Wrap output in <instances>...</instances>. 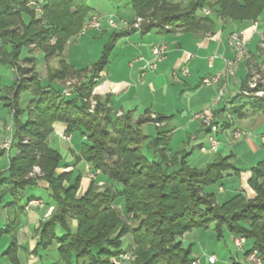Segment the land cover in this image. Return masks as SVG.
<instances>
[{"label": "trees", "instance_id": "16d2710c", "mask_svg": "<svg viewBox=\"0 0 264 264\" xmlns=\"http://www.w3.org/2000/svg\"><path fill=\"white\" fill-rule=\"evenodd\" d=\"M30 1L35 2L0 0V64L11 68L15 75L4 99L13 110L11 148L17 151L9 157L8 170L0 174V205L8 198L11 202L4 206L15 207L14 221L0 229V239L9 237L2 255L7 256L11 264H22L16 238L10 234L15 231L24 206L34 199L41 202L30 196L20 205L24 193L44 184L54 211L35 229L39 234V242L33 251L40 261L37 264H44L48 254L55 255L50 264H113L114 258L119 259L126 252L122 249V238L126 236L131 237L130 250L134 255L130 264H193L195 261L189 257V250L182 247L180 239L194 228L209 225H214L219 236L225 229L233 237L251 240L252 248L243 253V258L255 252L264 264V185L258 184L260 179L264 180V161L252 168L253 176L249 180L255 192L252 199L237 194L218 204L214 194L205 192L204 188L220 183L223 174H235L239 170L228 163L229 157L218 156L205 169L198 170L187 163L189 153H171L170 133L160 127L165 117L133 120L130 113L117 116L107 100L94 97L96 111H103V117L98 119L89 115L92 123L83 122L82 114H88L89 110L87 103L92 97L93 79L106 65L111 43L119 36L117 33H113L104 46L101 61L91 67L93 76L84 80L70 98L61 96L59 83L55 81H64L70 75L83 79L86 70L76 71L67 62L62 69L48 76L47 84L43 85L39 80H32L33 86L22 80L18 82V73L14 69L19 70L23 48L37 45L43 51L44 59H49L63 52L68 40L76 37L86 21L94 16L87 0H42L40 4L35 2L42 12L38 18L26 7ZM129 3L135 19L143 21L138 29L143 34L152 30L161 32L166 27L174 28L170 32L206 33L215 25L210 19L214 9L221 22H255L264 9V0H197L184 8L171 0H129ZM204 9L210 14L204 15ZM155 10L159 13L155 14ZM24 13L31 15L27 24L22 20ZM247 90L248 84H245L232 98L228 110L230 118H242L246 108L264 115V99ZM22 91L32 95L24 122L20 120L23 111L17 107V98ZM96 120L100 124L95 125L97 129L105 122L113 134L93 130ZM55 123L66 126L64 135L67 137L76 130L83 131L90 144H81L80 157L96 172L107 160L116 158L104 175L108 183L101 190L91 181L78 197L79 178L72 182L69 173H58L59 155L47 142ZM146 123L155 126V136L141 131V126ZM214 124L220 130L228 127L215 121ZM3 153L1 150L0 156ZM34 167L40 169L41 177H30ZM116 185H121L122 189ZM116 202H122L126 220L112 208ZM230 264L244 263L231 258Z\"/></svg>", "mask_w": 264, "mask_h": 264}, {"label": "crops", "instance_id": "0c3cea01", "mask_svg": "<svg viewBox=\"0 0 264 264\" xmlns=\"http://www.w3.org/2000/svg\"><path fill=\"white\" fill-rule=\"evenodd\" d=\"M111 1L116 3L120 0ZM90 8L94 16L102 18L101 29L99 31L89 29L85 31V34L80 33L78 35L79 42L84 39L89 40L88 38L93 39L91 36L87 38V34L93 33V30L100 34V37L104 35L105 39L102 37V40L108 42L111 37L108 29H113L106 22L108 18L113 19L117 24V30L113 29L119 33L117 37L124 39V43L116 53L118 43L116 42L111 47L110 51L112 52L109 60L95 74L91 100L95 101L94 97L107 100L112 112L115 114L130 113L133 120L144 117L150 119L165 117L166 120L161 123L160 127L163 131L170 133L169 149L171 153H189L190 155L186 159L188 164L192 156V149H203L204 146L198 141L203 133L204 137L208 134L207 128L195 118L197 114L206 109H211L215 122H218L219 125L227 124L226 130L234 128L233 131H238L234 127L235 117L231 118L232 123L229 122L228 110L231 108L232 98L240 92L243 85L249 84L252 71L264 69V24H260L264 9L255 22L249 20L218 21L213 29L206 33L152 30L143 34L139 30H130L129 28V25L135 19V14L129 2L120 11L119 7H116V9L113 7V11L102 12L95 10L93 7ZM232 36L238 37L244 43V53L238 60L231 43ZM159 45H164L167 48L164 58L156 64L154 69L142 70L144 65L152 64L155 61L152 48ZM80 46V43L76 44L78 52H80ZM99 49V46L90 45L86 59L77 61L75 58L74 64H71L70 51L66 53L64 50V55L66 62L76 71L86 70L83 79L87 80L93 76L91 65L95 63V59L99 55L102 56V50L100 52ZM10 70L13 73L11 68ZM184 70L187 71V76L182 75ZM213 78L217 79L215 83L210 85L202 83L203 79ZM12 82L13 80L10 84ZM223 114L226 116L225 119H223ZM237 120L236 128L239 127L244 132L237 139L238 142L234 143V148H243L250 155L251 153L264 152V134L257 137L250 134V132L261 133V131H264V115L254 113L246 108L244 116ZM149 127H154L156 134L157 130L152 123L142 125L141 131L143 133L147 131L145 134L149 135L147 134L150 133ZM65 130L66 126L64 124L55 123L53 125V132L57 131L66 140H70V136L64 135ZM222 131L224 130L219 129V132ZM75 139L76 136L73 135L71 141ZM191 142H195L192 148H190ZM79 146L80 142L75 144L76 148H79ZM207 147L209 148L208 142ZM72 154L74 156L73 152ZM206 154L209 153L206 152ZM231 155L236 157L235 154ZM223 176L224 178L220 184L218 183V189L215 191L219 195L224 194L225 191L222 187L223 181H230L233 173L227 172ZM208 189L206 187L204 191L206 192ZM42 194L47 195V192L43 190ZM213 194L215 196V193ZM242 195L247 199H252L255 192H244ZM37 199L42 202L40 207L18 216V225L15 229L17 235L18 232L24 229L30 230V228L33 233L38 223L43 221L49 214L51 210L49 199L45 200L41 197ZM9 202L11 200L7 198L0 205V213H5L7 222L15 219V209L4 206ZM216 203H218L217 200ZM8 238V236L2 238L4 241L2 244ZM31 243L30 239L24 242L22 248L26 254H30L34 249L37 238L34 237L33 247ZM46 257L44 264H50L55 259L53 254H48ZM37 263H40V261L35 262V264Z\"/></svg>", "mask_w": 264, "mask_h": 264}, {"label": "rangeland", "instance_id": "374dc122", "mask_svg": "<svg viewBox=\"0 0 264 264\" xmlns=\"http://www.w3.org/2000/svg\"><path fill=\"white\" fill-rule=\"evenodd\" d=\"M197 1V0H171L172 3H179L183 8L187 7L191 2ZM35 2H38L39 4L42 2V0H35ZM34 1H30L26 7H29L34 13L36 17H41L42 12L41 8L39 5H37ZM129 0H120L116 3H113L111 0H87V4L90 7H93L95 10H99L100 12L102 11H113L116 9V7H119V11L122 10L123 6L128 3ZM111 3H113L111 5ZM110 6V9H109ZM207 10V9H206ZM209 11V10H208ZM201 9L198 11V14H200ZM214 12L215 9H214ZM210 14V19L217 23L218 20L214 14ZM155 14L159 13L158 10L154 11ZM94 17V16H93ZM91 17V18H93ZM99 17V16H96ZM90 18V19H91ZM101 18V17H100ZM31 19V15L24 13L22 14V20L25 24H27ZM89 19V20H90ZM137 19V18H136ZM136 19L135 21L132 22L129 25L130 30H137L134 28V24L137 23ZM87 20L85 24L89 21ZM152 21V20H151ZM107 22V21H106ZM143 22V21H142ZM140 22V25L142 24ZM154 22V21H153ZM84 24V25H85ZM260 24H264V13L261 16ZM81 31L78 33V35L82 32L83 27ZM139 25V28H140ZM117 27V25H116ZM40 28H33L31 32L38 30ZM118 28V27H117ZM116 28V30H117ZM138 28V29H139ZM101 29V28H100ZM171 27H166L165 30L163 31H170ZM109 30V36L113 35L115 30L113 29H108ZM94 32H90L87 34L89 40H82L79 42V36L77 35L73 39H69L67 42V45L65 47L66 53L69 52L70 54V60L71 64H74V59L77 61H84L86 59V55L88 54V48L90 45L94 44L95 46L100 47V52L101 50L103 51V47L108 44L106 40H102V37L105 39L104 35L100 37V34H98L95 30ZM85 34L86 32H82ZM95 33V34H94ZM117 33V32H115ZM119 34V33H117ZM100 37V38H99ZM71 40H73L71 43H69ZM118 43L117 48L115 50V53L119 50V47L124 43V39L121 37H116L114 38V41L111 43L113 46L115 43ZM53 43V42H52ZM80 43V52L76 49V44ZM72 48V50H70ZM112 51H109V54L107 56V61L110 58ZM81 55H80V54ZM114 53V54H115ZM92 55V54H91ZM95 54L93 55L94 58ZM101 55H99L95 60V63L91 65H96L99 63L101 60ZM100 57V58H99ZM21 61H19L18 68L14 69L16 73H18V82L22 80L24 84H31L32 86L34 83L33 82H38L41 81L42 84H47V78L48 76L52 73H54L58 69H62L63 65L66 63L64 51L63 52H58L56 53L53 57L49 59H44L43 56V51L41 48L37 45H31L28 48H23L21 51ZM87 66V65H84ZM182 73V71H181ZM182 75H186L182 73ZM13 73L10 70L9 67L4 66L0 64V151L2 150L4 153L0 156V174L5 173L8 170V165H9V157L14 156L16 154V149L11 148L13 137H12V132L7 131L8 127H11L13 131V110L7 106L6 104L9 102L5 100L4 98L7 97L6 94V89L10 87V82L13 80ZM94 80V79H93ZM84 81L82 77H77L70 75L68 76L64 81H55L58 84V88L60 89V94L63 98H70L74 93L77 92V89L81 86V83ZM54 87H57L56 85H53ZM64 91L70 92V95L68 97L64 96ZM248 93L251 95L264 99V69L263 70H255L252 71V77L250 78L249 84H248ZM9 98L11 99V94L9 95ZM32 98V95L28 91H22L17 98V107L18 109L23 111L22 116L20 117V120L23 122L26 120V109L29 100ZM11 101V100H10ZM88 114H82L83 122H90L92 123L93 119L89 115H94L95 117H98V119L103 117V111H96L97 110V103L91 99L88 100ZM114 113V112H113ZM226 116L223 114V119H225ZM235 129H237L241 134L243 129H240L239 127L236 128V123H237V117H235ZM88 120V121H87ZM200 121V120H199ZM233 121V120H232ZM201 122V121H200ZM102 126L97 129L95 125H100L99 120H96L94 122V126L92 127L93 130L96 131V129L101 132V131H107L109 134H113V130L110 129V127L105 126V122H102ZM104 126V127H103ZM91 129V130H92ZM149 134L151 137L155 136V129L154 127H149ZM234 128L229 129V130H224L222 132H219L218 134H215V140L218 142V155L217 153L210 152V146L209 148L207 147V142L209 145V134L204 137V133L202 134V137L199 139L198 142H200L204 147L203 149H192V156L191 159L189 160V165L198 170L205 169L208 164L213 162L215 159L219 157L222 158H228V163L232 166H234L236 169L239 171L235 174H233L232 178L230 181H223L222 187L225 189L224 194H217L215 191L218 189L219 184H213L210 185L208 188L207 193H215V199L217 200L218 204H222L229 200L230 198L234 197L237 195V193H244V192H250L254 191L252 186L249 184V180L252 178V168H254L259 162L264 161L263 160V155L264 152L260 153H254L251 155L248 154L247 150L245 149H239V148H234V143L238 142L236 138L233 137V131ZM242 130V131H241ZM147 132V131H146ZM145 132V133H146ZM252 136H259L260 134H264V131L260 132H255L251 133ZM73 135L76 136V139L74 141L72 140ZM10 136V137H9ZM9 140L11 142L9 150L6 151L2 149V145ZM48 145L49 147L56 151L59 155V168H58V173H69L71 181L74 182L76 179L79 178V183H80V188L78 191V197L82 195L85 190L88 188L90 185L91 181H94L96 188L98 190H101L105 184L108 183V179L104 176L107 174L109 171L113 161H115L116 158H113L112 160H107L104 164L103 167H101L97 172L93 170L81 157V149L80 146L81 144L83 145H89L90 142L87 139L86 136L83 135V131L81 129L76 130L70 135V140L67 141L65 137H63L61 134H59L57 131L53 132L48 140ZM80 142L79 148L75 147V144ZM175 144V143H174ZM173 144V145H174ZM195 142L190 143V148L193 147ZM263 149V148H261ZM235 151V153H233ZM74 153V156L72 154ZM209 153V154H206ZM235 154L236 157H233ZM208 160V161H207ZM253 160V161H252ZM207 162V163H206ZM38 167H34L32 170V174L30 177L32 178H39L41 177V172ZM233 173V172H232ZM241 175V177H240ZM240 177V178H238ZM258 184H264V180L260 179L258 181ZM63 186H65V183H63ZM45 185L42 184V187H36V188H31L28 189L24 193V197L20 200V205H23L25 203V200L27 197H35V198H43L45 200H48V196L42 194L44 190ZM116 188L119 190L122 189L121 185H116ZM244 191V192H243ZM217 197V198H216ZM219 198V199H218ZM37 202V200H30L29 202ZM28 202V203H29ZM28 203L24 206V211L23 213H29L33 209L40 207L42 204H38L36 206H32L28 210H26V207ZM13 209H15L14 206ZM29 207V206H28ZM113 209H115L117 212H119L121 218L124 220L125 219V212H124V206L122 202H116L113 206ZM53 209L51 207V210L49 211V214L47 217L42 221H46L49 219L50 215L53 213ZM126 220V219H125ZM5 217V213H0V229L3 228L8 222ZM69 222H72L71 220ZM74 225L75 222H72ZM130 224V223H129ZM31 230V228H30ZM28 230L24 229L20 232H18V235L15 233V231L10 234L11 237L16 238V243H17V248H18V257L20 258V262L22 264H35L39 260V258L36 256V254L33 253L35 247L37 244H35L34 249L31 251L30 254H26L25 251L23 250V245L24 242L28 239L32 241L31 246L33 247V240L34 237L37 238V243L39 242V234L38 231H34L33 233ZM237 238V237H234ZM234 238L232 234H230L227 230L223 229L222 234L219 236V233L215 230L214 225H209L207 228H194L191 231L185 233L183 237L180 239L182 243V247L184 249L189 250V257L194 260L193 264H208L207 258L211 255H213L216 259L215 264H230V259L231 258H236L238 262L244 263V264H253L250 259L249 255L245 256L243 258V253L249 251L252 248V241L251 240H246L244 247L242 250H238L233 241ZM4 239V238H3ZM3 239H0V264H11L10 260L7 256L2 255V252L6 249L8 245V240L2 244ZM122 249H124L126 252H124L122 255H120V258H114L112 260L113 264H130L133 259V251L130 250V245H131V237L126 236L122 238ZM25 254V255H24ZM55 256V255H54ZM55 258V257H54Z\"/></svg>", "mask_w": 264, "mask_h": 264}, {"label": "built area", "instance_id": "2783aa9c", "mask_svg": "<svg viewBox=\"0 0 264 264\" xmlns=\"http://www.w3.org/2000/svg\"><path fill=\"white\" fill-rule=\"evenodd\" d=\"M203 14L204 15H209L210 12L206 9L202 10ZM101 21H102V18L100 17H96L94 16L93 18H91L87 24L84 25L83 27V30L82 32L86 31V30H89V29H95L97 31L100 30L101 28ZM136 22L134 24V28H136L138 30L139 28V25H140V22H142V19L141 18H137L136 19ZM107 24L109 25V27L113 28V29H116V23L113 19L111 18H108L107 19ZM81 32V33H82ZM231 43L236 51V58L237 60L240 59L244 53V43L242 42L241 39H239L238 37H235V36H232V40H231ZM166 51H167V48L164 46V45H159V46H154L152 48V54L155 58V61L152 63V64H146L144 65V67L142 68V70H152L156 67V64L158 62H160L165 54H166ZM230 65V64H229ZM184 74H187V71L184 70L183 71ZM216 78H213V79H203L202 83L204 85H210L211 83H215L216 82ZM70 95V92H67V91H64V96L65 97H68ZM121 114H117V116H120ZM196 119L200 120L202 125L209 129V146H210V150L211 152L213 153H217L218 151V142L215 140V137L214 135L218 132L219 128L217 125L214 124V114L212 112L211 109H206L204 111H202L201 113L197 114ZM228 119H229V122L232 123V119L228 116ZM11 127H8L7 128V131L9 132H12V129H10ZM241 136V133L239 131H234L233 132V137L238 139L240 138ZM10 137V136H9ZM69 140V139H67ZM8 142L4 143L2 145V149L8 151L9 150V147H10V144L11 142L9 140H7ZM38 169V168H37ZM220 191H221V188H220ZM38 204H41L40 201H37V202H29L27 207H26V210H28L29 208H31L32 206H36ZM29 206V207H28ZM235 247L240 251L243 249L244 247V244H245V239L243 237H237V238H234V241H233ZM249 259L250 261L253 263V264H262V262L260 261V259L258 258V256L256 255L255 252L251 253L249 255ZM207 262L208 264H215L216 262V259L213 255L209 256L207 258Z\"/></svg>", "mask_w": 264, "mask_h": 264}]
</instances>
